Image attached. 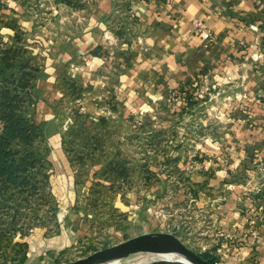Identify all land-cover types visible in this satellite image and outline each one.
<instances>
[{
  "label": "rangeland",
  "instance_id": "1",
  "mask_svg": "<svg viewBox=\"0 0 264 264\" xmlns=\"http://www.w3.org/2000/svg\"><path fill=\"white\" fill-rule=\"evenodd\" d=\"M137 13L131 0H0V27L11 30L0 35V49L14 51V78L8 77L20 85L22 68L34 73L26 95L36 99L37 122V84L50 80L60 93L56 119L72 143L58 166L51 157L43 194L0 205V264H17L22 251L15 240L26 242L27 252L31 245L41 252L62 242L60 264L151 231L173 233L197 252L210 250L216 264H264V194H250L247 203L242 198L235 218L243 221L231 223L222 206L229 193L225 178L212 175L208 148L200 145L209 142V125L223 126L232 118L226 112L239 109L247 85L242 69L204 74L183 83L186 92L174 89L155 99L144 93L152 90L148 82L130 89L123 66L140 54ZM90 39L102 46L92 49ZM60 54L71 56L62 64ZM49 141L53 148L59 143ZM247 171L237 176L239 183L254 177ZM15 221L22 234L10 230ZM134 256L103 264L133 263Z\"/></svg>",
  "mask_w": 264,
  "mask_h": 264
},
{
  "label": "crops",
  "instance_id": "2",
  "mask_svg": "<svg viewBox=\"0 0 264 264\" xmlns=\"http://www.w3.org/2000/svg\"><path fill=\"white\" fill-rule=\"evenodd\" d=\"M131 8L140 11L137 14L142 32L136 44L140 54L137 57L131 55V64L125 66L122 63L127 86L130 89L134 87L139 89V84L145 85L148 82L152 86V92H143L147 98L155 99L169 95L183 83L197 78L196 76L201 72L214 75L223 70L237 71V67L243 71L240 76L246 79L247 85L238 111L226 112L227 116L232 118L224 122L223 126H220V123L209 125L207 127L209 142L204 140L200 142V145L205 144L208 148L207 156L211 157L210 160L214 165L212 175L216 176V179L225 178L223 184H226L229 191L228 199L222 204L225 213L230 217L231 223L239 225L238 221L243 220L241 216L235 218L239 214L235 209L237 205H242V198L243 203H247L246 199H249L250 194L256 196L264 194V171H255L258 166L264 164L263 2L262 0H131ZM198 22L201 23L200 28L196 26ZM8 31L11 30L0 27V35H7L4 32ZM90 41L93 42L92 39ZM93 43L92 49L102 46ZM70 56L71 54H60L58 61L62 64L66 63ZM37 87L41 89L42 97L36 103V115L40 116L39 121L56 123L54 107L59 103L60 93L51 86L48 79L39 80ZM219 126L222 127V131H218ZM60 134L56 131L46 138L50 147L48 158L52 162L51 157H53L57 166L59 157L65 155ZM52 137L59 142L54 148L49 141ZM214 160L220 161V164L215 163ZM247 169H254L250 173L254 177L249 178L244 184L239 183L241 180L237 176L242 170L247 171ZM210 190L214 191L215 188ZM243 229L246 231V228H242V231ZM55 235L61 236V232ZM260 235L263 243L264 234ZM63 247L62 242L48 244V247L40 252L39 247L31 245L28 248L30 252H26V259L22 264H55V258ZM260 253L264 256V249L260 250ZM138 257L139 255L131 257L134 259L133 263L127 264H135L144 259L138 260Z\"/></svg>",
  "mask_w": 264,
  "mask_h": 264
},
{
  "label": "trees",
  "instance_id": "3",
  "mask_svg": "<svg viewBox=\"0 0 264 264\" xmlns=\"http://www.w3.org/2000/svg\"><path fill=\"white\" fill-rule=\"evenodd\" d=\"M12 51L11 46L0 49V205H5L6 201L14 198L13 201L16 200V206H18L26 202L31 194L37 192L43 194L46 190L51 164L48 158L50 147L46 138L56 131L60 132L62 148L66 154L71 152L69 145L72 143H70L71 137L70 139L67 137L68 132L60 128L58 119L56 123L54 121L37 122L33 119L32 106L35 105L36 99L34 96H27L26 91L30 90L28 89L29 81H31L29 77H34V73L22 68L18 77L22 83L17 85L18 82L15 79L10 80V77L14 78L13 66L10 64ZM204 74L206 72H201L196 77ZM18 87L24 93L18 91ZM32 87L35 88L34 85ZM181 89L186 92L184 85L177 88V91L180 92ZM183 101L186 104L185 96ZM58 114L56 109V117ZM102 121L104 119H98V122ZM94 148L92 146V149ZM11 224L10 230H19L22 234L24 229L21 226L18 229L16 221ZM13 244L21 247L22 253L17 264H22L26 259L27 244L18 240H15ZM198 253L209 264H216V257L210 250Z\"/></svg>",
  "mask_w": 264,
  "mask_h": 264
},
{
  "label": "water",
  "instance_id": "4",
  "mask_svg": "<svg viewBox=\"0 0 264 264\" xmlns=\"http://www.w3.org/2000/svg\"><path fill=\"white\" fill-rule=\"evenodd\" d=\"M156 252L177 255L178 260L159 259L135 264H209L198 252L170 232L151 231L137 234L117 243L96 249L91 253L61 264H99L121 260L135 253Z\"/></svg>",
  "mask_w": 264,
  "mask_h": 264
},
{
  "label": "built area",
  "instance_id": "5",
  "mask_svg": "<svg viewBox=\"0 0 264 264\" xmlns=\"http://www.w3.org/2000/svg\"><path fill=\"white\" fill-rule=\"evenodd\" d=\"M262 2H263V6H264V0H262ZM196 26L198 28H200L201 27V23L200 22L196 23ZM252 171L253 170H249L248 173H251ZM263 171H264V164L258 166L257 169H256V172H263ZM261 208H264V196H263V199H262V203L259 204V209H261ZM156 260H159V259H156ZM151 261H153V260H147L145 262H151Z\"/></svg>",
  "mask_w": 264,
  "mask_h": 264
},
{
  "label": "bare ground",
  "instance_id": "6",
  "mask_svg": "<svg viewBox=\"0 0 264 264\" xmlns=\"http://www.w3.org/2000/svg\"><path fill=\"white\" fill-rule=\"evenodd\" d=\"M148 253H154V254L163 255V256L167 257V259H169V260H178V259H180V257H178L177 255H172V254H167V253H165V254L156 253V252H148ZM108 262H110V261H104V262L99 263V264L108 263Z\"/></svg>",
  "mask_w": 264,
  "mask_h": 264
}]
</instances>
